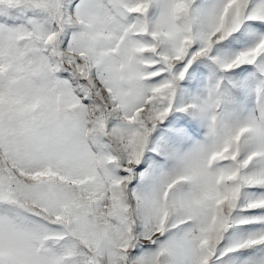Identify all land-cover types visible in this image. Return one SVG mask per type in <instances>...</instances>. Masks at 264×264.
Wrapping results in <instances>:
<instances>
[{"label":"snow or ice","instance_id":"1","mask_svg":"<svg viewBox=\"0 0 264 264\" xmlns=\"http://www.w3.org/2000/svg\"><path fill=\"white\" fill-rule=\"evenodd\" d=\"M0 264H264V0H0Z\"/></svg>","mask_w":264,"mask_h":264}]
</instances>
